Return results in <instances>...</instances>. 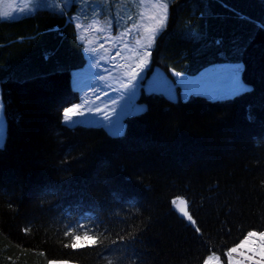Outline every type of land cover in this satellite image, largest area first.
<instances>
[{
  "label": "trees",
  "instance_id": "16d2710c",
  "mask_svg": "<svg viewBox=\"0 0 264 264\" xmlns=\"http://www.w3.org/2000/svg\"><path fill=\"white\" fill-rule=\"evenodd\" d=\"M73 13L0 20V264H264L259 236L254 252L238 247L264 232V0H172L147 75L240 62L251 88L177 100L141 89L146 108L118 136L64 122L87 63Z\"/></svg>",
  "mask_w": 264,
  "mask_h": 264
},
{
  "label": "rangeland",
  "instance_id": "374dc122",
  "mask_svg": "<svg viewBox=\"0 0 264 264\" xmlns=\"http://www.w3.org/2000/svg\"><path fill=\"white\" fill-rule=\"evenodd\" d=\"M171 1L73 0L67 8H64L62 0H0V19L26 16L43 8L53 9L51 7L53 3L55 10L58 11L62 8L63 11L73 8L74 13L71 17L75 25H80L77 29L78 37L85 46L88 62L81 70L74 72L75 84L80 88V101L72 106L79 104L80 107L67 118L64 117V120L75 119L83 121L80 124L85 125H100L102 122L99 120L106 123L107 116L115 115L114 109L119 111L118 104H112L111 99L115 97L120 101V97L124 96L127 89L142 76L135 94L127 98L119 113L122 134L126 126V117L140 113L146 108L145 104L138 102L141 89L148 92H162L169 98L177 100L180 97L186 99L192 94L222 99L251 88L243 79V64L240 62L211 65L195 76L180 73L181 75L177 77L174 73L179 72L172 69L165 71L159 67H156L152 74L147 75L152 50L160 35L155 36L160 28L158 21L165 14L163 5L168 4L167 25ZM20 8H30L31 11L21 13ZM117 48L121 50L119 56H115ZM148 51H151L150 57L147 55ZM142 60L143 64H141ZM101 76L103 80L100 79ZM178 80H184L192 93L186 92L185 86L178 83ZM237 86H241L244 90L235 91ZM169 88L171 91H168ZM134 107L141 111H132ZM106 129L110 132L108 128ZM6 135L7 120L0 85V146L4 145ZM174 200L177 211L190 223L195 224L192 217L191 220L188 219L190 214L187 201L182 197ZM91 241L92 239L79 240L78 245H85ZM206 260L208 264H222L218 255H210ZM61 262L77 264L67 261H52L50 264H61Z\"/></svg>",
  "mask_w": 264,
  "mask_h": 264
},
{
  "label": "snow or ice",
  "instance_id": "6c2138e0",
  "mask_svg": "<svg viewBox=\"0 0 264 264\" xmlns=\"http://www.w3.org/2000/svg\"><path fill=\"white\" fill-rule=\"evenodd\" d=\"M63 2V5H64V8H67L69 4H71L73 2V0H62ZM51 7L53 8V10H55V3H53L51 5ZM164 7V10H165V14L164 16L158 21V24L160 25V28L159 30L156 32L155 36H158L160 34V32L163 31L164 27H166V22H167V8H168V4L165 3L163 5ZM19 11L21 13H24V12H30L31 9H25V8H20ZM60 12L63 13V8L60 9ZM15 17H13L14 19ZM75 27L77 29H79L80 25L79 24H76ZM155 36L153 37V39H155ZM127 46V45H125ZM121 54V50L119 48H117V50L115 51V56H119ZM147 55L150 57L151 56V51H148L147 52ZM103 58V57H102ZM144 61L142 60L141 61V64H143ZM175 76L179 77L181 74L180 73H174ZM101 80H103V76L100 77ZM140 79H142V76L140 77ZM140 79H138L136 81V83L132 84L130 88L127 89V91L125 92L124 96H121L120 97V101H123L122 103H120V101H118L115 97H113L111 99V103L112 104H118L119 106V111H116L115 109L113 110V112L115 113L114 116H107V122L105 123L103 120H99L100 122H102L100 124L101 127H106L110 130L111 134L114 135V136H118L121 134L122 132V124H121V120L119 119V113L122 109V105H124L125 101L127 100V98L130 96V95H134L135 94V90L136 88L139 86L140 84ZM178 83L180 84H183L185 86V91L188 92L189 94H191V89L187 87V83H185L184 80H178L177 81ZM244 89L241 87V86H237V88L235 89V91H243ZM168 91H171V88L168 89ZM107 95V93H106ZM80 105L77 104V105H74L72 107H67V108H64L63 109V116L65 118H67L69 116V114H72L75 112V110L77 108H79ZM97 111H99V109H97ZM132 111H141V109L139 108H133ZM65 123H72V124H80L82 123L83 121H78V120H71V121H68L67 119L64 120ZM176 203V200H173L172 201V204L175 205ZM189 220H191V216L188 217ZM256 236H259L261 240H264V232H260V233H256V232H249L247 234V237L245 238V240L241 243V245H239L238 247H248V250L249 251H255L254 248L250 247L249 246V240L248 238H251V237H256ZM76 241H79L81 240V237L80 236H76L74 238ZM85 239H92L93 240V243H95V239L92 238V237H85ZM252 243H255L254 241ZM72 247L75 248L77 247V244L76 243H73L72 244ZM230 251L232 252H235L237 251L236 248H233L231 249ZM260 255L261 256H264V244H262L260 246ZM61 264H66V262H61ZM204 264H208V261L205 260Z\"/></svg>",
  "mask_w": 264,
  "mask_h": 264
},
{
  "label": "crops",
  "instance_id": "0c3cea01",
  "mask_svg": "<svg viewBox=\"0 0 264 264\" xmlns=\"http://www.w3.org/2000/svg\"><path fill=\"white\" fill-rule=\"evenodd\" d=\"M0 20H2V19H0ZM84 52H85V55H86V58H87V62H88V56H87V53H86L85 49H84ZM80 70H81V69H80ZM75 71H78V70H74V71L72 72V82H73L74 84L76 83L75 76H74V72H75ZM75 86L80 90V88H79L78 85L75 84Z\"/></svg>",
  "mask_w": 264,
  "mask_h": 264
}]
</instances>
